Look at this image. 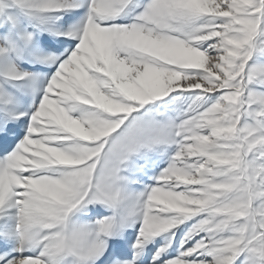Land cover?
I'll return each mask as SVG.
<instances>
[{"label":"snow or ice","instance_id":"6c2138e0","mask_svg":"<svg viewBox=\"0 0 264 264\" xmlns=\"http://www.w3.org/2000/svg\"><path fill=\"white\" fill-rule=\"evenodd\" d=\"M0 264H264V0H0Z\"/></svg>","mask_w":264,"mask_h":264}]
</instances>
